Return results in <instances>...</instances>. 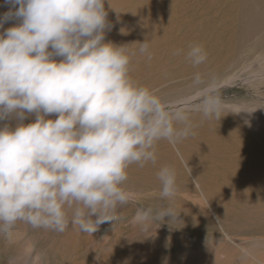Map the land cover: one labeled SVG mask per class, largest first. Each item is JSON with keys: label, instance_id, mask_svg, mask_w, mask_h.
Segmentation results:
<instances>
[{"label": "clouds", "instance_id": "9594fccd", "mask_svg": "<svg viewBox=\"0 0 264 264\" xmlns=\"http://www.w3.org/2000/svg\"><path fill=\"white\" fill-rule=\"evenodd\" d=\"M5 3L0 121L16 123L0 125V235H9L18 222L57 233L72 225L92 234L117 221L118 208L129 202V166L156 164L158 141L175 145L189 137V116L166 109L153 90L132 78L127 45L105 41V0ZM9 20L16 23L4 28ZM140 45L146 52L148 45ZM185 58L198 66L207 53L202 44H191ZM200 111L206 118L234 112L212 89ZM156 177L162 200L173 198L176 169L161 165ZM151 213L138 210L135 219L147 221ZM179 213L165 204L156 214L176 220Z\"/></svg>", "mask_w": 264, "mask_h": 264}, {"label": "bare ground", "instance_id": "6f19581e", "mask_svg": "<svg viewBox=\"0 0 264 264\" xmlns=\"http://www.w3.org/2000/svg\"><path fill=\"white\" fill-rule=\"evenodd\" d=\"M5 8L9 9V5L0 0V16L6 12ZM105 9L110 25L105 41L127 45L133 53L130 75L155 94L170 79L213 64L219 67L216 63L236 43L232 36L237 23L250 33L264 19V0H105ZM14 23L15 20H9L4 28ZM140 43L148 45L146 52H140ZM191 44H202L207 53L206 61L198 66L185 58ZM262 75L264 70L252 78ZM230 79L220 86H208L194 96L179 94L171 105L166 102L168 110H186L192 134L175 145L163 139L158 141L156 164L129 166L127 181H158V168L165 164L173 166L177 183L191 181L201 196L190 211L189 207H174L180 213L193 212L197 215L195 219L213 222L225 240L233 243L235 239L228 230L238 220L244 222L254 211L264 213V97H260L261 103L252 105L223 104L234 112L221 111L218 117H204L198 112L202 104H196L209 89L215 93L220 87H230ZM33 119L30 116L24 122ZM4 123L15 126L16 120L0 121V125ZM260 195L263 198H258ZM128 227L137 228L133 221ZM248 257L251 264H264L262 255L251 253Z\"/></svg>", "mask_w": 264, "mask_h": 264}, {"label": "rangeland", "instance_id": "374dc122", "mask_svg": "<svg viewBox=\"0 0 264 264\" xmlns=\"http://www.w3.org/2000/svg\"><path fill=\"white\" fill-rule=\"evenodd\" d=\"M237 25L235 30L238 31L234 30L232 36L237 39L236 43L216 63L219 67H213L214 64L203 67L192 74L170 79L157 89L156 95L165 107L179 94L194 96L208 86H220L228 78H231L230 87H220L214 93L222 104L262 102L264 76L256 79L252 76L264 70V19L256 26L257 30L253 28L250 33L240 22ZM197 73L199 81L195 79ZM203 100L204 97L196 104H202ZM138 182L126 181L131 198L118 208L119 219L110 222L113 225L101 224L92 234L83 233L72 225L63 233H57L18 222L9 235H0V264H251L248 257L251 253L264 258V213L254 211L244 222L238 220L231 231L228 230L235 239L232 243L225 240L213 222L195 219L197 215L193 212L179 213L174 207H189V211L195 208L201 196L191 181H179L178 191L167 201L161 198L159 181ZM165 204L179 213L176 220L169 216L162 219L156 214ZM149 208L152 209L149 220L135 219L138 210ZM130 221L137 228H129Z\"/></svg>", "mask_w": 264, "mask_h": 264}]
</instances>
